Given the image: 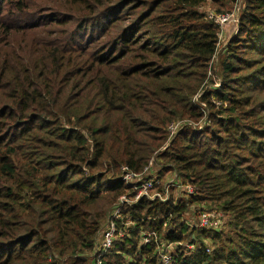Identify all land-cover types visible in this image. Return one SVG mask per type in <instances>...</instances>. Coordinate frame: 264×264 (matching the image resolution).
<instances>
[{
    "label": "trees",
    "instance_id": "16d2710c",
    "mask_svg": "<svg viewBox=\"0 0 264 264\" xmlns=\"http://www.w3.org/2000/svg\"><path fill=\"white\" fill-rule=\"evenodd\" d=\"M208 1L220 14L239 2L0 0V264H90L104 219L130 196L122 169L139 174L154 158L193 194L125 207L137 232L104 264H126L123 254L162 264L153 244L138 248L139 233L169 224L167 239L183 242L182 215L207 202L235 238L199 231L218 247L201 241L171 264H264V0H245L224 80L199 96L218 54L219 27L200 11ZM35 6L49 15L24 22ZM232 62L249 73L232 78L242 72ZM203 117L217 131L185 125L168 140L171 125Z\"/></svg>",
    "mask_w": 264,
    "mask_h": 264
},
{
    "label": "built area",
    "instance_id": "2783aa9c",
    "mask_svg": "<svg viewBox=\"0 0 264 264\" xmlns=\"http://www.w3.org/2000/svg\"><path fill=\"white\" fill-rule=\"evenodd\" d=\"M209 20L220 27L222 23L229 20V14H224L219 17L209 16ZM218 39H220L219 34ZM151 165L152 162L139 174L131 173L127 168L122 169L121 181L130 189V196L125 195L120 197L108 213L106 223L97 235L90 264H104L106 257L115 248L116 244L124 243L137 232L135 222L125 220L123 216L125 207H136L144 199L148 201L157 200L161 203L172 200L173 205H175L179 199L171 197L173 193L179 191L183 197L193 194V186H186L180 183L177 179V174L170 172L169 174L174 176V178L168 180L164 176L161 177V168L154 169L151 168ZM185 225L187 227L189 226L186 222ZM220 225V221L213 220L210 214H203L199 216L198 223L193 226V229L216 231ZM170 230H172L171 226L164 224L161 232L141 231L139 233L140 241L138 248L153 244V255L162 264H171L174 257L179 253L185 254L187 250H194L193 245H191L192 243L170 242L167 239V234ZM206 252L209 253V250L207 249ZM121 257L126 261V264L133 262L132 258L125 254Z\"/></svg>",
    "mask_w": 264,
    "mask_h": 264
},
{
    "label": "rangeland",
    "instance_id": "374dc122",
    "mask_svg": "<svg viewBox=\"0 0 264 264\" xmlns=\"http://www.w3.org/2000/svg\"><path fill=\"white\" fill-rule=\"evenodd\" d=\"M244 3H245V0H239L237 5H235V6L233 5L231 7L229 6V7H226V9H225L226 10L225 12H227L229 14V20H227L225 23H222L221 26L219 27V33L218 34L220 36V39H218V49H217L218 54L211 61L210 65H209L208 78H207V81L205 82V86L202 88V90H200L199 96L202 95L203 93H205L206 91H212V90L218 89L220 84L224 80V77L222 74L221 63H222V61H224L226 59L227 53H225V52L223 53V49L226 46L227 42L233 36H235L237 34L238 23H239V19L241 16L240 12L243 9ZM41 5L44 7H50L52 5V3L49 1H45V2L41 3ZM33 8H35V9H32L29 11L31 17L28 19H24L23 20L24 22H28V21L31 22L34 20L36 21V20L40 19L41 17L49 15L47 12H41V10H39L40 7H38V6H35ZM200 11L206 15L207 20H209V16L219 17L221 15H224V14H220L217 12L218 11L217 6L213 3V1H208L202 8H200ZM95 27H96V25H95ZM238 55L242 58H245L247 56L249 57L250 55L252 57H255L254 53L243 52L242 50L239 51ZM232 65H234V67L236 69L238 67H241V70H242V72L239 75H234V76H232V78L249 73V70L245 69L243 66H240V65L233 63V62H232ZM260 79H264V75ZM248 95H249V93H248ZM197 98H198L197 95H195V97H193V101L195 103H197ZM212 102H214V105L216 107H221V104H219L215 100H212ZM198 106L200 107L201 111H205V113H207L206 107L204 104L198 103ZM222 107L226 108V107H228V105L222 104ZM262 120H263L262 121L263 123H260L259 125H257V127L259 126L258 128L264 127V118ZM185 125L187 128H190V129H193L194 131H196V133H199L205 129H210L211 131H217V129H218L217 126L214 123L209 122L206 117H203L202 120L197 121L196 123L187 122V124H186L184 121H178L169 127L168 140H170L172 137H174L182 128H184ZM221 136H223V134ZM247 136L249 137L250 141L254 140L251 135H247ZM206 137L207 136L202 135V137L199 136V138H197L196 140L204 142L206 139H208V137L207 138ZM169 144H170V141H168V144L166 143L163 145L162 148L164 151L166 150V148L169 147ZM232 153L235 155V157H237L240 154V151L234 150ZM158 167L159 168L162 167L161 162L157 158H154L152 165H151V168L155 169ZM169 173H167V175L165 174L166 176H164L168 180L170 178H174V176H171ZM171 173H174V172H171ZM177 179L180 181V183H182L178 177H177ZM164 182H165V180H164ZM183 185L191 186L189 184H183ZM128 190H130V189L128 188ZM171 197L180 199L183 196L178 191L176 193H173L171 195ZM217 208L218 207H217L216 203H209V202L201 203V205H191L187 209V211L182 215L183 217H181V218L183 219V221L189 225L188 226V228H189L188 233L191 232V235H192L189 239L183 241V243H185V244L190 243V241L195 238V237L193 238V236H196V238H197L194 241V243L191 244V245H193L194 250L188 251L187 249H185V250H187L185 252V255H189V254L201 249V241H202L203 245L205 246V248H204L205 251L208 249L209 253H210V249L213 250V249L217 248L219 245V243H217V242H215V244H213V242L204 241L202 238L198 237L199 231L200 232L201 231H204V232H214L215 231V230H208V229H203V230L193 229V226L198 223V218L200 215L202 216L203 214H210L212 216L213 220L220 221L221 225L216 231H217V233H219L223 236V239H225V238L234 239L235 238L234 231L228 226L230 218L223 215V213H221L220 210L216 211L215 209H217ZM106 219H107V217H106ZM106 219H104L105 221L103 223V226L106 223Z\"/></svg>",
    "mask_w": 264,
    "mask_h": 264
}]
</instances>
